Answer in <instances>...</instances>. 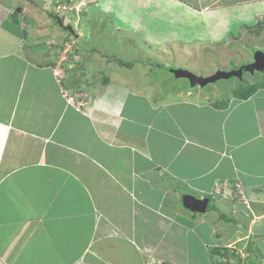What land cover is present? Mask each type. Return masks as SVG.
I'll use <instances>...</instances> for the list:
<instances>
[{
    "label": "crops",
    "instance_id": "0c3cea01",
    "mask_svg": "<svg viewBox=\"0 0 264 264\" xmlns=\"http://www.w3.org/2000/svg\"><path fill=\"white\" fill-rule=\"evenodd\" d=\"M33 1L0 0V264H144L150 259L144 250L169 264H214V255L227 263L230 253L243 258L233 264H252L251 256L264 264V112L258 110L264 106L257 103L264 102V85L247 98L235 94L263 75L242 86L219 85L220 91L207 84L158 95L162 82L150 81L147 68V76H133L124 87L93 86L81 106L69 102L81 94L79 82L57 78L53 53L35 61V54H47L37 44L48 43L52 28L65 29L47 5ZM98 1L110 4V12H101ZM134 1L158 9L147 14L172 26L194 18L189 28L203 29L185 40L188 49L213 35L236 32L231 37L244 39L247 29L250 44H264V0ZM96 2V12L112 13L115 1ZM114 32L92 35L110 45ZM144 40L163 53L183 47L175 35L150 32ZM140 43L124 54L143 56L133 49ZM119 55L111 57L132 66L142 61ZM185 194L209 197L206 211L187 209Z\"/></svg>",
    "mask_w": 264,
    "mask_h": 264
},
{
    "label": "rangeland",
    "instance_id": "374dc122",
    "mask_svg": "<svg viewBox=\"0 0 264 264\" xmlns=\"http://www.w3.org/2000/svg\"><path fill=\"white\" fill-rule=\"evenodd\" d=\"M5 1L11 2V0H5ZM105 1L106 2L115 1V4L113 2H110L112 4L111 6L112 13L101 14L99 12H96L99 11V8L96 5L97 3L96 0H45V1L34 0L33 1L36 2V6L39 8L44 4L47 5L46 12H48V14H50L51 17L53 16L55 20H56V16L60 17L61 23H63L64 25L71 24L70 26H72V28L74 29V33H70L69 31L67 32V30L65 31L64 29H63L64 31H57L55 28H52L54 31L49 34V37L48 36L46 37L47 39L46 41H48V43H46L45 45L44 44L45 40H43L40 44H37V46L35 47V50L37 51H43V50L47 51V54L37 53V55L35 54L34 56H35V61H38L42 58L48 59V56L51 53H53L54 55L53 69L57 78L62 79L63 81L66 78L69 79L71 78V80L73 79V81L77 80L79 82V84L74 85V87L81 94H78L79 96L77 95L73 96L74 98L71 96L69 102L75 103L76 100H79L80 102L77 103L80 104L81 106L83 104L82 103L83 101L85 102L86 99L90 98L89 97L90 94L88 92H90L93 86H96L98 84L101 88H103L102 86L104 85L106 86V84H108V86L109 84H111L116 87H120L123 85L124 87V84L127 83L128 81L132 83L135 82L133 76H137V77L140 76L144 78L145 76H147L146 72H148L149 73L148 78H150V81L151 79L152 80L154 79L157 82H162L157 84V91H155V93L157 92V94L160 95L162 91H165V89H170L171 87H180V88L191 87L189 85L188 79L174 77L173 73L170 72V69L173 67L175 69L176 68L188 69L196 75L206 76L220 69L228 70V71L237 69L240 66L252 61L255 51L258 50L264 51V44L260 45L261 48L255 47L253 43L250 44V42L252 41L251 37L252 36L254 37V35L251 33H247L248 29L246 30V34H245V36L248 37L244 39L242 38V36H239V38L231 37L232 35H236V32H230L231 36L227 38L224 37L221 38V36L216 38L215 36L217 35L215 36L213 35L210 36V39L209 37L208 38L206 37V39L203 38V40H205L204 44H202V41H196L192 46V48L188 49L189 48L188 46L186 45L184 46L182 44H186L185 40H193L195 36H199L200 35L199 32H202L203 29L199 26V24H196L197 27L196 31L195 29L189 28V24L193 23V21L195 20L194 18L193 20H190L189 23L185 21H180L179 23H176L175 25L172 26L167 21L163 22L147 14L149 12H158L157 11L158 9L154 7L152 8L150 7V9L148 8L147 10V7H142L134 0H124V1L105 0ZM99 2L100 1H98V5H100L101 12H110L109 11L110 4L107 5L103 4L102 6L101 4H99ZM190 14L192 16V13L188 11V15ZM125 15H128V17L127 18L125 17L127 21L122 22V27L124 28V26H126L127 28L126 30L123 31L122 29H120L121 25L119 24V20L124 21L122 20L123 19L122 17H124ZM52 23H53V27H57L58 30L61 29L58 23H56L55 21H52ZM131 26L134 27L135 29L133 30L130 29L132 28ZM248 27L250 26H247V28ZM104 28L106 29L109 28V30L112 29L114 30L115 28L116 32H114V35H110L111 37L110 41H112V44L110 45H104L105 43L99 44L98 41H95L93 39L94 37L92 34L96 35L98 32H102ZM19 29H21V27ZM118 30H120V32ZM85 31L91 34L90 38L84 40L83 38L78 39L79 36L76 37L77 34L79 35L81 33H85ZM150 32L154 34H159V36L175 35L182 39V41L180 42L183 43H180V46L183 47L178 46V47H174V49L171 48L169 49L166 46V50L164 53H163L164 49L155 46L148 45V47H145L144 39L146 38L147 34H150ZM31 34H34L33 31L30 32V35ZM136 41L141 42L140 44H142L144 47L138 49L136 46H134L133 49L137 52H140V50H142L143 56L141 54L137 55L139 53L136 54L131 53L132 55H129L128 53L124 54V50H127L129 45H134ZM116 42L118 44H116ZM119 43H121V45H119ZM131 48L132 47H130L129 49ZM178 48H182V49H178ZM27 49L28 47L26 48V50ZM183 49L185 50L182 51ZM168 50L169 53H167ZM117 52H119L120 57L128 60L132 59V57H134L135 60L138 59L142 60L145 64L144 67L142 61H137L135 63L138 64H135L131 68H126V69L123 66L120 67L112 62L111 63L107 62L106 59L111 56L117 55ZM102 53L104 54L103 56ZM244 54H246L245 57ZM200 55L201 57L198 60L197 58ZM139 57L142 58L140 59ZM235 61L239 63L236 64ZM112 65L113 67H115V71L113 70V67L110 68V70L109 68L108 69L106 68ZM147 68L148 70H146L145 72V69ZM116 69L118 72L126 70L127 76L121 73L119 74L118 72H116ZM258 76L259 77L262 76L261 79H258L261 82L258 84L253 83L258 87L264 85V71L255 72V73L245 72L243 73L241 79L240 77L233 76L231 78L220 79L216 81V83H209V84L213 88L217 87L218 91H220L222 90V86L224 84L228 86L230 83H232L242 86L246 84V82H249L252 79L257 78ZM104 79L107 80L104 82L103 81ZM219 85L222 86L218 87ZM138 86L140 87L141 84L138 83ZM229 100L233 102L236 101L233 95L229 97ZM257 103L261 105V107L264 106L263 101H259L257 99ZM258 110L259 113H262L264 112V107L259 108ZM249 129L251 131H254L253 127H250ZM260 132L264 134V129H261ZM226 181L227 180L217 184L214 187V189L217 188L215 190L221 192L222 188H225L226 185L228 184V181L227 182ZM241 195H242L241 193L237 194L238 197H240ZM213 206H214V200H211L209 204V210H211ZM168 216L169 218H172V215L170 213L168 214ZM170 221H172V219H170ZM158 242H161V240H158ZM209 249L213 251L212 247H210ZM146 253H148V255ZM254 254L257 256L258 261L260 263L261 262L260 257L256 253ZM144 255L150 258L149 261H146L149 264H169L166 259L157 255L154 251L145 252L144 250ZM220 257L218 255L213 256L214 264H233L243 260V258H239L237 254L232 255L230 253L228 262L224 263V258L223 260H221ZM249 260L250 261L253 260L255 262L253 256H251ZM247 264L250 263L248 262Z\"/></svg>",
    "mask_w": 264,
    "mask_h": 264
},
{
    "label": "water",
    "instance_id": "95a60500",
    "mask_svg": "<svg viewBox=\"0 0 264 264\" xmlns=\"http://www.w3.org/2000/svg\"><path fill=\"white\" fill-rule=\"evenodd\" d=\"M56 21L62 26L63 29L69 31L70 33H74V29L70 25H63L59 18H56ZM171 73H173L174 77L176 78H186L189 81V84L204 86L209 83H215L220 79H228L233 76L241 77L243 73L250 72L253 73L254 71H264V51L258 50L255 51L253 55V60L250 63L244 64L237 69L234 70H217L215 73L208 75V76H200L194 74L192 71L183 68H171ZM183 205L193 212L203 213L206 211L209 198L208 197H195L191 194H185L182 197Z\"/></svg>",
    "mask_w": 264,
    "mask_h": 264
},
{
    "label": "trees",
    "instance_id": "16d2710c",
    "mask_svg": "<svg viewBox=\"0 0 264 264\" xmlns=\"http://www.w3.org/2000/svg\"><path fill=\"white\" fill-rule=\"evenodd\" d=\"M261 29V28H260ZM108 61H112V62H115L117 65H120V66H126V67H130L133 65V62H124V61H121L119 59H113V57H111L110 59H107ZM256 85H249V86H245V87H242L241 90L235 92V94L241 98H247L248 96H250L251 94L254 93V91L256 90ZM222 218H224V216H222ZM228 222H232L233 219L231 218H226ZM249 247L252 249L253 247H251L252 245L251 244H248ZM226 249V248H225ZM214 250L215 251H220V248L218 247H214ZM253 250H255L253 248Z\"/></svg>",
    "mask_w": 264,
    "mask_h": 264
},
{
    "label": "clouds",
    "instance_id": "9594fccd",
    "mask_svg": "<svg viewBox=\"0 0 264 264\" xmlns=\"http://www.w3.org/2000/svg\"><path fill=\"white\" fill-rule=\"evenodd\" d=\"M55 19V18H54ZM71 25V24H70ZM250 62H252V61H250ZM249 62V63H250ZM174 68V67H173ZM220 70H222V69H220ZM228 71V70H227ZM171 72V71H170ZM255 72H259V71H254L253 73H255ZM215 73V72H214ZM213 74V73H212ZM209 75H211V74H209ZM243 75V74H242ZM206 76H208V75H206ZM242 78V76L240 77V79ZM216 83V82H215ZM190 85V84H189ZM191 87H194V86H196V85H194V86H192V85H190ZM197 86H199V85H197ZM200 87H202V86H200ZM209 198V197H208ZM210 199V198H209ZM147 263V262H146ZM146 263H144V264H146Z\"/></svg>",
    "mask_w": 264,
    "mask_h": 264
},
{
    "label": "built area",
    "instance_id": "2783aa9c",
    "mask_svg": "<svg viewBox=\"0 0 264 264\" xmlns=\"http://www.w3.org/2000/svg\"><path fill=\"white\" fill-rule=\"evenodd\" d=\"M69 99H71V98H69ZM147 264H149V263H147Z\"/></svg>",
    "mask_w": 264,
    "mask_h": 264
}]
</instances>
